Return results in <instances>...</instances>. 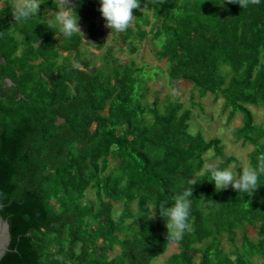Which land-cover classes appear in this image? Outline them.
I'll return each mask as SVG.
<instances>
[{
	"label": "trees",
	"instance_id": "16d2710c",
	"mask_svg": "<svg viewBox=\"0 0 264 264\" xmlns=\"http://www.w3.org/2000/svg\"><path fill=\"white\" fill-rule=\"evenodd\" d=\"M46 4L56 10L53 0ZM12 11L7 5L0 14V218L12 237L0 264H152L173 242L166 218L151 219V211L193 178L192 230L167 264L264 260V177L252 195L216 190L207 155L213 151L221 167L238 160L223 155L220 139L190 133L192 108L179 99L145 103V67L109 62L113 48L97 67L80 59L82 35L63 40L36 18L16 23ZM133 15L123 39L152 43L170 83L224 100L230 121L242 114L233 135L253 147L255 164L264 153V127L252 111L264 109V2L141 0ZM96 27L92 19V39ZM89 191L97 201L86 199ZM258 225L255 242L249 228Z\"/></svg>",
	"mask_w": 264,
	"mask_h": 264
},
{
	"label": "rangeland",
	"instance_id": "374dc122",
	"mask_svg": "<svg viewBox=\"0 0 264 264\" xmlns=\"http://www.w3.org/2000/svg\"><path fill=\"white\" fill-rule=\"evenodd\" d=\"M5 2L8 0H4ZM51 0H43L40 5L38 11L37 21L41 23H49L52 27H55L51 23V18L49 13L44 10L47 6L46 2ZM21 0H10V3H6L7 5H12L14 8ZM54 3V0H53ZM72 3L71 7L75 10L78 17L82 18V15L92 8V11L88 16L95 17L98 21L99 27L101 28V32L99 27L97 26L94 30L95 38L93 40L83 41L81 42V46H83V53L80 59L89 58L92 63L97 67H103L106 65V56L110 49H112V57L109 58V62L113 60H118L122 62H134L139 68L145 67V72L147 73L149 92L145 96V103L151 105H164L169 100L179 99L186 108H192L193 116L190 121V133L197 134L201 133L207 142L212 140H221L220 147L222 148L223 155L225 157H234L238 160V164L242 166L249 165V154L253 151V147L245 146L242 142H236L233 132L240 128L243 124V116L242 114H237L233 121H230V111H225V101L220 99L216 100L214 95L208 94L204 98H202L197 90L188 84V83H179L172 84L170 80L167 78L166 67L164 63H159L154 59V50L155 47L149 41H145L144 43H139L137 40L126 41L123 39V33H111V29L105 27L106 21L102 17L99 8L100 4L98 0H70ZM1 5V3H0ZM1 8V7H0ZM1 10V9H0ZM150 16V20L154 22L153 17ZM79 26H82V30L84 32L88 29V25L84 24V22H78ZM131 26H135V17L133 15V20L131 22ZM31 28V27H28ZM149 29V28H147ZM88 36V35H87ZM89 41L91 44H89ZM102 44V45H101ZM137 47L138 51L136 54H132V48ZM67 58V55H63L61 61H64ZM175 87V89H174ZM194 105V107H192ZM255 115L256 124L264 127V109H252ZM207 158L212 159L210 163H214L218 165L221 162V159H214V152H210L207 155ZM235 165V164H234ZM242 169L237 168V173ZM200 176H203L201 174ZM228 189L233 190L230 186ZM236 191V190H235ZM87 200L97 201L96 194L94 191H89L87 193ZM124 206L116 205L115 208V217L118 218L121 216L123 212ZM133 209L136 210V205L133 206ZM263 232V229L260 225L255 228H249L248 236L251 240L257 242L260 240L259 233ZM242 244V232L238 233V237L236 240L235 246H241ZM234 245H232L229 241V238L223 237V247L227 250H233ZM121 252L120 248L116 247L114 251V256ZM179 253V245L177 242L171 243L168 246V251L166 255L157 258L153 261L152 264H167V261L170 256ZM199 263V259L196 260ZM249 264H264V260L260 257L253 258Z\"/></svg>",
	"mask_w": 264,
	"mask_h": 264
},
{
	"label": "clouds",
	"instance_id": "9594fccd",
	"mask_svg": "<svg viewBox=\"0 0 264 264\" xmlns=\"http://www.w3.org/2000/svg\"><path fill=\"white\" fill-rule=\"evenodd\" d=\"M99 11L106 21L105 27L111 29V33H123L131 25L133 20V10L140 8L141 0H98ZM229 3L239 4L240 7L247 6L248 3L259 4L264 0H228ZM43 0H21L12 11L16 23H26L34 18H38V11ZM54 7L58 12L52 13L49 10L51 23L57 28L53 31L63 40H69L76 34H81L79 27V17L75 10L70 7V0H54ZM61 40V39H60ZM237 168L242 169L238 174ZM205 170L210 173L211 181L215 189L220 191L229 186L239 193L250 194L260 187V179L264 177V153L256 157L255 164L242 166L229 164L218 166L214 163L205 165ZM191 177L200 178V173ZM199 179H187L182 190L168 199H161L151 211V219L158 213L161 219L166 218L167 240L170 242L182 241L186 233L192 230L190 225L192 209V185L199 183ZM212 203V202H211ZM170 204V206H167Z\"/></svg>",
	"mask_w": 264,
	"mask_h": 264
},
{
	"label": "water",
	"instance_id": "95a60500",
	"mask_svg": "<svg viewBox=\"0 0 264 264\" xmlns=\"http://www.w3.org/2000/svg\"><path fill=\"white\" fill-rule=\"evenodd\" d=\"M3 62L4 59H3ZM9 85H12L11 81H8ZM11 231L9 223L4 220L2 217L0 218V262L5 257V255L9 252L11 245Z\"/></svg>",
	"mask_w": 264,
	"mask_h": 264
},
{
	"label": "crops",
	"instance_id": "0c3cea01",
	"mask_svg": "<svg viewBox=\"0 0 264 264\" xmlns=\"http://www.w3.org/2000/svg\"><path fill=\"white\" fill-rule=\"evenodd\" d=\"M0 3H1V5H0V11L2 12L3 10H4V8H5V5H6V3H9V4H11L10 3V0H8V1H4V0H0ZM71 5H72V3H70V7H71ZM11 7H12V5H11ZM13 9V8H12ZM46 9V8H45ZM45 12H47V14L49 13V10H44ZM88 11H92V10H90V8H89V10ZM1 12H0V14H1ZM56 12H58V9H56L55 11H52V13H56ZM90 12H86V13H84L83 15H82V18L80 17L79 18V20H78V22H84V24H87L88 25V29L86 30V32H84V29L82 30V26H79L80 27V32H81V34H78V35H82V37L83 38H85V41H88V40H93L91 37H90V34H89V32H90V22H91V20L92 19H94L95 21H96V24H97V26L99 27V24H98V21L95 19V17H90V16H88L89 15V13ZM78 16V15H77ZM15 25H13L12 26V32H14L15 31ZM99 29H100V32H101V28L99 27ZM88 35V36H87ZM95 38V37H94ZM89 44H91L90 43V41H89Z\"/></svg>",
	"mask_w": 264,
	"mask_h": 264
},
{
	"label": "flooded vegetation",
	"instance_id": "af4514ba",
	"mask_svg": "<svg viewBox=\"0 0 264 264\" xmlns=\"http://www.w3.org/2000/svg\"><path fill=\"white\" fill-rule=\"evenodd\" d=\"M1 12V11H0Z\"/></svg>",
	"mask_w": 264,
	"mask_h": 264
}]
</instances>
